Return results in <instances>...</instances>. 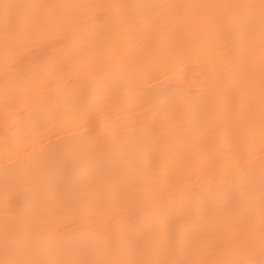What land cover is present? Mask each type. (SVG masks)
Segmentation results:
<instances>
[{
  "label": "bare ground",
  "instance_id": "bare-ground-1",
  "mask_svg": "<svg viewBox=\"0 0 264 264\" xmlns=\"http://www.w3.org/2000/svg\"><path fill=\"white\" fill-rule=\"evenodd\" d=\"M0 264H264V0H0Z\"/></svg>",
  "mask_w": 264,
  "mask_h": 264
}]
</instances>
